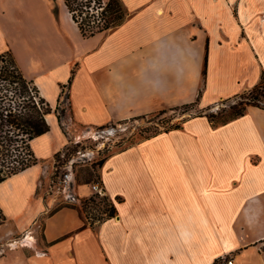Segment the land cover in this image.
Listing matches in <instances>:
<instances>
[{"label":"crops","instance_id":"1","mask_svg":"<svg viewBox=\"0 0 264 264\" xmlns=\"http://www.w3.org/2000/svg\"><path fill=\"white\" fill-rule=\"evenodd\" d=\"M119 1L125 20L84 38L63 0H0V55L52 109L49 131L29 142L36 163L0 183V228L15 251L0 264H264L258 107L218 126L187 118L106 157L97 172L113 216L90 211L92 182L79 184L75 168L56 187L55 155L69 143L233 99L264 75V0Z\"/></svg>","mask_w":264,"mask_h":264},{"label":"trees","instance_id":"2","mask_svg":"<svg viewBox=\"0 0 264 264\" xmlns=\"http://www.w3.org/2000/svg\"><path fill=\"white\" fill-rule=\"evenodd\" d=\"M76 23L81 35L89 38L95 34L110 30L120 25L128 15L119 0H63ZM0 183L36 163L29 142L49 131L46 116L51 113V107L39 95V91L31 81L26 80L11 54L0 55ZM205 74V70L203 72ZM32 86V87H31ZM234 98L240 102L229 108L226 115L216 118L213 115L199 113L206 116L213 126L224 125L243 116L249 106L264 110V75L260 82L249 91ZM163 112V111H162ZM161 112V113H162ZM63 111L59 110L57 117L63 119ZM175 125L165 132L179 129ZM27 145L31 160L21 152ZM67 148V147H66ZM65 148V149H66ZM64 149V150H65ZM63 150V152H64ZM61 153L55 155V162ZM66 156V155H65ZM109 216H113L114 208L109 209L106 200H102ZM103 202L98 203L99 205ZM95 208L99 206L93 203ZM101 210V209H100ZM103 212V210H102ZM5 223V216L0 209V225ZM216 259L212 264H219Z\"/></svg>","mask_w":264,"mask_h":264},{"label":"rangeland","instance_id":"3","mask_svg":"<svg viewBox=\"0 0 264 264\" xmlns=\"http://www.w3.org/2000/svg\"><path fill=\"white\" fill-rule=\"evenodd\" d=\"M239 102V98H233L221 101L205 108H201L198 104L195 103L188 106H181L164 110L163 112L161 111L162 113L159 112L149 116L133 118L119 123H113L105 127L95 129V134L91 137L83 138L81 141L75 144L72 142L69 143L67 145V148L64 150V153L66 155V158H70L71 155L79 149L83 152H85L84 150L87 149V152L85 153H88L87 156L90 155L91 158L93 157L91 159L93 160V164L89 166L85 165L81 161V163L79 164L76 163L74 165V168L76 170V178L79 184L90 183L95 180V177L99 178V174L97 172L98 169L102 165L104 159L114 152L127 149L140 143L141 141L153 138L175 125L181 126V124L187 118L195 117L199 113L213 115L215 116L216 120V118L220 117L221 115H226L229 111V108L231 106L237 105ZM158 143L160 144L161 142ZM20 150L27 159H32L29 154L27 145L23 146V150ZM81 159H84V157ZM57 160L61 162L60 157ZM87 161H89V159H87ZM95 204L99 206V209L98 207L95 208L93 204L91 206H87L91 208V210H88L93 212L95 215H98L102 212V210L104 211L107 208V206H105L104 204ZM2 230L3 228H0V258L7 257L12 253H15V251H9V249L6 247V244L10 243L13 237L4 236Z\"/></svg>","mask_w":264,"mask_h":264},{"label":"built area","instance_id":"4","mask_svg":"<svg viewBox=\"0 0 264 264\" xmlns=\"http://www.w3.org/2000/svg\"><path fill=\"white\" fill-rule=\"evenodd\" d=\"M72 143L75 144L77 142H72ZM84 149H86V148H84ZM86 150H84V151L87 152ZM85 152H83L82 150L79 149L74 154H72L70 158H66L65 153L61 152V154H60L61 162L60 161H57V163L54 162V170L55 171L53 174V178L56 182V187L58 188V190L68 186L69 178L73 174L74 165L76 163L79 164V163H81V161H82V163H86L88 153H85ZM83 157H84V159H81ZM91 159L89 160V162H92V164H93V160H91ZM91 190H92L93 194L95 195L94 199H95L96 203L103 202L102 200L105 199L106 200L105 202H107V204L109 206L108 208L109 209L113 208L115 203L113 201H109L105 198L104 189H103L101 181L98 177H95V180L92 182ZM103 204H104V202H103ZM108 214L109 213L107 211L106 212L103 211L96 216H97L98 220H102L105 217H108L109 216ZM219 259L221 260L219 264H234V259L231 256H229V257L223 256Z\"/></svg>","mask_w":264,"mask_h":264}]
</instances>
